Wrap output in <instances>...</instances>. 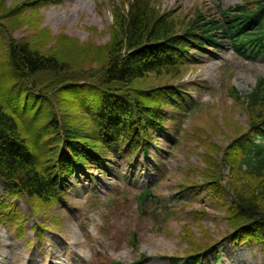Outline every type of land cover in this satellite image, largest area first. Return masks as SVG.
Wrapping results in <instances>:
<instances>
[{"label": "trees", "instance_id": "16d2710c", "mask_svg": "<svg viewBox=\"0 0 264 264\" xmlns=\"http://www.w3.org/2000/svg\"><path fill=\"white\" fill-rule=\"evenodd\" d=\"M39 1L0 8V179L12 196L40 206L64 195V178L78 167L98 168L113 155L114 161L138 163L137 155L146 156L154 145L156 130L197 106L182 84L183 72L200 64L191 52L213 56L226 43L244 58L264 57V0L188 19L161 11L158 0H112L104 44L52 36L40 25ZM21 27L32 30L28 38H14ZM67 43L72 52H63ZM150 78L170 83L146 87ZM230 94L244 103L246 126L221 149L204 140L203 166L194 170L199 179L182 182L177 197L204 193L224 210L231 240L259 246L264 255V75L243 101L235 88ZM138 199L152 206L157 197L148 190ZM0 222L21 233L23 222L6 202L0 203ZM203 254L170 264H203Z\"/></svg>", "mask_w": 264, "mask_h": 264}, {"label": "rangeland", "instance_id": "374dc122", "mask_svg": "<svg viewBox=\"0 0 264 264\" xmlns=\"http://www.w3.org/2000/svg\"><path fill=\"white\" fill-rule=\"evenodd\" d=\"M15 1L0 0V8ZM248 1L158 0V5L161 11L188 19L196 12L217 16ZM111 5L112 0L37 3L40 25L52 36L66 34L79 43L89 40L96 44L110 39ZM31 33L29 27H21L13 36L28 38ZM64 46L65 53L74 47L72 43ZM191 54L200 64L183 72L182 84L197 106L189 113L175 114V123L152 134L154 145L146 156L136 157L140 164L114 161L117 157L113 155L100 168H78L64 179L65 196L50 206H40L22 195L11 196L10 188L0 181V202L11 204L23 222L21 233L15 224L0 222V264H111L139 257L143 264H169L171 255L183 257L198 250L205 253L204 264L214 263L215 251L221 254L219 264H264L258 247L231 240L233 229L216 201L204 193L194 198L186 194L182 200L177 197L182 182L199 179L194 170L203 166L204 140L221 149L246 126L244 103L235 102L229 88L235 87L243 101L264 75V58H244L226 43L213 56ZM86 65L83 67L88 68ZM4 69L0 41V71ZM150 79L146 87L170 83L168 79ZM223 173L227 174V169ZM145 189L157 199L141 213L137 196ZM132 232L136 247L130 242Z\"/></svg>", "mask_w": 264, "mask_h": 264}]
</instances>
